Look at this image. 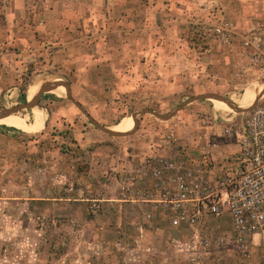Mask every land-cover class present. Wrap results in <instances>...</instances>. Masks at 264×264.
<instances>
[{"label":"rangeland","instance_id":"rangeland-1","mask_svg":"<svg viewBox=\"0 0 264 264\" xmlns=\"http://www.w3.org/2000/svg\"><path fill=\"white\" fill-rule=\"evenodd\" d=\"M39 75L69 81L94 120L121 133L134 112L170 113L199 92L247 107L264 85V0L0 1V108L21 103ZM51 97L43 130L37 108L5 118L32 126L20 130L32 135L0 126V264H264V235L242 258L216 245L229 229L224 219L173 229L153 205L122 201L120 177L158 153L170 132L192 141L189 153L204 149L205 115L224 138L214 136V163L236 153V138L224 136L227 105L195 102L168 122L141 115L133 135L116 138Z\"/></svg>","mask_w":264,"mask_h":264},{"label":"built area","instance_id":"built-area-1","mask_svg":"<svg viewBox=\"0 0 264 264\" xmlns=\"http://www.w3.org/2000/svg\"><path fill=\"white\" fill-rule=\"evenodd\" d=\"M243 123L244 132L235 124L226 130V136L238 137V149L217 164V145L193 155L170 133L139 170L120 177L122 201L153 205L173 229L196 230L207 218L227 219L230 233L218 236L216 245H230L247 258L254 237L264 235V103L244 114Z\"/></svg>","mask_w":264,"mask_h":264},{"label":"crops","instance_id":"crops-1","mask_svg":"<svg viewBox=\"0 0 264 264\" xmlns=\"http://www.w3.org/2000/svg\"><path fill=\"white\" fill-rule=\"evenodd\" d=\"M3 4H6V3H8L9 5H12V4H17L18 2H19V0H0ZM5 6V5H4ZM8 14V13H7ZM7 14H5L6 16H7ZM206 69H210L211 70V68L210 67H208V66H203L202 67V72H204ZM188 76H185V78H184V80H185V82H186V80H189V79H191V75H189V74H187ZM41 80V82H40V85H39V87L37 88V90H36V92H34V94L32 95V97L31 98H29L28 97V95H27V93H28V90H29V88L31 87V86H33V85H35V84H38L39 82H35V80ZM57 79L59 80V81H57ZM47 82H51V83H58L59 85H57L56 87H53L52 89H50L49 91H47V92H44L42 95H41V97H40V99L38 100V101H36V105L35 106H32V107H29V108H22V109H19V110H17L16 112H13V113H11V114H9L8 116H5V117H2V118H0V121L1 120H3V119H5V118H8V117H10V116H16L17 114H22V115H24V114H28L32 109H35V108H37L40 112H42L43 114H44V116H45V122H44V126H43V128H42V130L46 127V125H47V123H48V121H49V119L53 116V113H51L52 112V110H51V106L48 104V103H45V102H43V100H45V99H48L50 96H52L51 98H62L63 100L66 98L67 99V94H66V90H65V87L63 86V84L64 83H66L67 85H68V87H69V90H70V93H71V96H72V98H73V95H72V88H71V84H70V82L69 81H67V80H64V79H62V78H60V77H56L55 75H39V76H37V77H35V78H32V80H31V82H30V84H29V86H28V88L26 89V90H24V94H25V102H23L22 100H21V96H20V100H21V103H19V104H15V105H13V106H9V107H4V108H0V113H1V111H5V110H11V109H13V108H16V107H19V106H21V105H25V104H28V103H30L31 101H33L36 97H37V95H38V93L40 92V90H41V88H42V86L45 84V83H47ZM61 88L64 92H63V94H61V95H57V94H53V93H51L52 91H54L55 89H57V88ZM263 88H264V85L262 86V87H260V88H258V90L255 92V99H254V101L249 105V106H247V107H239L238 105H236L231 99V101L235 104V106L236 107H238L239 109H241V110H247V109H249L252 105H253V103L256 101V99H257V96L263 91ZM203 94H216V93H213V92H199L198 94H195V95H193V96H191V97H195V96H199V95H203ZM64 95V96H63ZM217 95H219V94H217ZM221 96V95H220ZM264 96V93H263V95L260 97V99L262 98ZM191 97H189L188 99H186L185 101H187V100H189ZM223 97V96H222ZM74 99V98H73ZM259 99V100H260ZM75 100V99H74ZM67 101L68 102H70L68 99H67ZM76 101V100H75ZM185 101H183V102H185ZM206 101H210V102H217V101H213V100H201V101H197V102H206ZM78 102V101H77ZM259 102V101H258ZM258 102H257V104H258ZM71 103V102H70ZM80 103V102H79ZM195 103V102H194ZM72 104V103H71ZM193 104V103H192ZM73 105V104H72ZM80 105L83 107V105L80 103ZM74 106V105H73ZM75 107V106H74ZM228 107V106H227ZM76 108V107H75ZM84 109H85V107H83ZM229 109H230V112L231 113H233V115L231 116V117H229L226 121H224L225 122V128L226 129H224V136L225 137H229V136H226V130L227 129H229L230 128V126H233L234 124L238 127V129H239V131L240 132H244V123H243V115L244 114H246V113H249V112H251V111H249V112H246V113H239V112H236L235 110H233V109H231L230 107H228ZM77 109V108H76ZM78 110V109H77ZM86 110V109H85ZM150 110H153V109H150ZM87 111V110H86ZM141 111V110H140ZM153 111H155V110H153ZM182 111V110H181ZM69 112H73L72 110H69ZM136 112H138V111H136ZM136 112H134V113H136ZM156 112V111H155ZM87 113L89 114V112L87 111ZM133 113V114H134ZM156 113H159V112H156ZM179 113V112H178ZM177 113V114H178ZM132 114V115H133ZM162 114V113H161ZM166 114H168V113H166ZM176 114V115H177ZM90 115V114H89ZM131 115V116H132ZM146 115V114H145ZM175 115V116H176ZM91 116V115H90ZM174 116V117H175ZM92 117V116H91ZM174 117H172L171 119H173ZM93 118V117H92ZM209 118V120H207V118H206V115L205 116H203V117H201L200 118V126H201V129L202 130H204L205 132L203 133V135H202V137H200V141L198 140V144L199 145H218V143L217 142H215V140L214 139H216L214 136H216V137H219V136H223L222 134H217V133H211L209 130H211L212 129V127H210L209 126V124L210 123H212V122H210V120L213 118V121L214 120H216L215 118V116H213L211 119H210V117H208ZM94 119V118H93ZM171 119H169V120H167V121H161V122H168V121H170ZM5 120H15L16 121V123L14 124V125H2V124H0V126L2 127V131L3 132H6V133H22V134H24V135H32V134H27V133H24V132H22V131H20V130H23L24 128H29V129H32L33 127L32 126H30V125H27L25 122H23L22 120H17V119H13V118H11V119H5ZM160 121V120H159ZM202 122H204L205 123V125L206 126H202L201 125V123ZM23 123V124H22ZM211 128V129H210ZM17 129H19V130H17ZM108 129H110V128H108ZM41 130V131H42ZM41 131H39V132H41ZM216 131H217V129H216ZM39 132H37V133H39ZM128 132V131H127ZM218 132V131H217ZM170 133H173L176 137H177V139H178V144L179 145H186V144H192V141H190V140H188L187 142H182L181 140H180V138L181 137H178L179 135L176 133V132H170ZM34 134H36V133H34ZM104 134V133H103ZM211 134H212V136H211ZM214 137V138H213ZM231 137H234V138H236V139H234L237 143H238V137L236 136V134H231ZM223 138V137H222ZM224 139V138H223ZM227 140V139H226ZM234 140H232L234 143H233V145H238L237 143H235V141ZM231 145V144H230ZM225 221H224V223H227L228 224V227H229V229L227 228V231H226V233H230V223H229V221L227 220V219H224ZM165 223V222H164ZM167 224H168V222H167ZM169 228H171L170 227V225L168 224L167 225ZM253 242V241H252Z\"/></svg>","mask_w":264,"mask_h":264},{"label":"water","instance_id":"water-1","mask_svg":"<svg viewBox=\"0 0 264 264\" xmlns=\"http://www.w3.org/2000/svg\"><path fill=\"white\" fill-rule=\"evenodd\" d=\"M57 85H59L58 83H51V82H47L45 83L40 92L38 93L37 97L31 101L30 103L28 104H25V105H21L19 107H16V108H13L11 110H5V111H1L0 113V118L2 117H5V116H8L9 114L13 113V112H16L17 110L19 109H22V108H29V107H32V106H35L36 105V101H38L41 97V95L44 93V92H47L49 91L50 89H52L53 87H56ZM63 86L65 87V90H66V94H67V99L78 109V111L100 132L104 133L105 135H108L110 137H116V138H121V137H128V136H131L133 135L138 127H139V119L138 117L141 116V115H152L153 117H155L157 120H160V121H167L169 119H171L172 117H174L178 112H180L181 110H183L186 106L194 103V102H197V101H201V100H213V101H217V102H221V103H224L225 105H227L228 107H230L231 109L235 110L236 112H239V113H246V112H249V111H252L256 106H257V102L259 101L260 97L263 95L264 93V88H263V91L257 96V99L256 101L253 103V105L247 109V110H241L239 109L238 107L235 106V104L230 100V99H226L220 95H217V94H203V95H199V96H195V97H191L189 100L185 101V102H182L180 103L173 111H171L170 113L168 114H161V113H156L155 111L153 110H150V109H143L141 111H138L136 113H134L132 116H131V120L133 122V127L130 131L128 132H124V133H121V132H115V131H112L111 129H108L106 127H103L101 125H99L88 113L87 111L80 105L79 102L75 101L72 96H71V93H70V90H69V87L66 83L63 84Z\"/></svg>","mask_w":264,"mask_h":264},{"label":"bare ground","instance_id":"bare-ground-1","mask_svg":"<svg viewBox=\"0 0 264 264\" xmlns=\"http://www.w3.org/2000/svg\"><path fill=\"white\" fill-rule=\"evenodd\" d=\"M37 87H39V85H36V86L32 89V91H33L35 88H37ZM53 92H55V93L61 95V94H63L64 91L59 87V88L55 89ZM0 123H1V124H5V125H9V124H10V125H14V124L16 123V121H15V120H1ZM22 124H23V123H22Z\"/></svg>","mask_w":264,"mask_h":264},{"label":"trees","instance_id":"trees-1","mask_svg":"<svg viewBox=\"0 0 264 264\" xmlns=\"http://www.w3.org/2000/svg\"><path fill=\"white\" fill-rule=\"evenodd\" d=\"M53 98H54V97H53ZM21 100H22L23 102H25L24 89H22V91H21Z\"/></svg>","mask_w":264,"mask_h":264}]
</instances>
